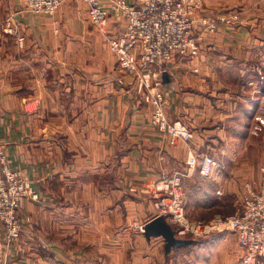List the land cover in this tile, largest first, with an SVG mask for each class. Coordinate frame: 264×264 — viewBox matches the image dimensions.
I'll return each mask as SVG.
<instances>
[{
	"label": "crops",
	"instance_id": "crops-1",
	"mask_svg": "<svg viewBox=\"0 0 264 264\" xmlns=\"http://www.w3.org/2000/svg\"><path fill=\"white\" fill-rule=\"evenodd\" d=\"M100 1L105 31L81 0L53 17L29 11L26 0H0V142L37 193L21 206L32 219L27 245L9 244L4 258L0 245V264H172L193 243L169 249L162 236L126 229L155 218L158 181L184 170L191 153L214 156L216 175L195 172L183 184L187 218L213 219L233 212L250 178L241 155L247 137L264 135V79L254 69L264 61V0H200V17L233 11L240 21L214 33L199 22V56L161 68L166 116L193 133L176 145L153 125L135 82L118 83L109 39L125 21L115 0Z\"/></svg>",
	"mask_w": 264,
	"mask_h": 264
},
{
	"label": "built area",
	"instance_id": "built-area-1",
	"mask_svg": "<svg viewBox=\"0 0 264 264\" xmlns=\"http://www.w3.org/2000/svg\"><path fill=\"white\" fill-rule=\"evenodd\" d=\"M72 0H26L29 11L53 17L60 7ZM87 7L91 21L105 31L108 11L100 0H81ZM200 0H115L112 9L124 19L125 27L109 39L124 85L129 78L137 85L142 101L154 108L152 123L169 136L170 143L189 142L193 138L190 127L181 120L170 121L166 116V96L161 79V68L177 59H194L199 56L203 33L217 32L221 25L231 26L240 21L238 12L221 14L217 18L200 17ZM24 47V38L17 37ZM260 78L263 80L264 75ZM212 155L191 153L185 169L163 177L152 188L155 217L163 216L168 223L179 227L178 234L188 232L201 237L223 232L235 233L244 250L242 264H264V167L259 185L245 188L240 208L231 215H218L209 222H190L186 215L184 179L195 172L211 178L219 168ZM32 183L22 171L12 168L0 142V223L4 226L9 243L23 234L20 217L22 201L36 199ZM140 232L145 224L133 225Z\"/></svg>",
	"mask_w": 264,
	"mask_h": 264
},
{
	"label": "rangeland",
	"instance_id": "rangeland-1",
	"mask_svg": "<svg viewBox=\"0 0 264 264\" xmlns=\"http://www.w3.org/2000/svg\"><path fill=\"white\" fill-rule=\"evenodd\" d=\"M230 12H225L223 14L225 15ZM238 13L240 14V12ZM18 47L19 49H23L19 46V44H18ZM232 61L233 60H231L230 62L232 63ZM254 69L256 70V73L259 76L261 74L264 75V61L257 62V64L254 65ZM233 84L234 82L228 81L226 83V87L228 86L229 88H232ZM244 142H245L244 145L248 146V149L246 153L244 151V154H242L241 157L244 158L246 162L248 163L250 162L249 165L251 167L248 168V167L243 166L245 170H241V171L244 172V174L246 175L250 174V178L246 180V182L242 186L243 193L240 196V198L236 200V203H235L236 208L232 210L233 212L230 211L231 213L226 214V215H231L240 208L241 200H242L245 188L248 185H254V186L258 185L257 183H259L260 178H261V168L264 167V135L259 134L256 136H252L251 138L247 137ZM240 164H244V163H240ZM220 167L217 169L216 173H218V170L220 169ZM241 168H242V165L239 167V169ZM222 170L223 169H221V171ZM228 172L233 173L234 170H231ZM19 214L24 223L23 224V234L21 238L14 243H9L5 237V233L2 234V243H0V245L2 246V251H1L2 258H4V256L6 255L9 256V251H8L9 249L7 250V247L9 244L16 245L17 243H20V245L25 246L28 243L27 239L24 238V235L28 229V225L31 224L32 219L31 217H25L24 215H22V209H20ZM211 218L209 219L189 218L188 220L194 223L192 220H209L210 221ZM137 222L138 221L136 220H131L126 229L134 230L135 228L133 227V225L138 224ZM172 229L175 231L176 237H178L179 239L184 238L188 242H191L194 244V245L192 244L191 246L185 247L177 251L176 254L173 256L175 261H173L172 264L173 263L174 264H242L244 250L240 247L238 243V238L235 233L223 232V233H216V234L197 237V236H194L193 233L188 232V234H186L185 236H181L178 234L179 227L172 225ZM135 230L138 231L137 229ZM140 233H143V232H140ZM132 234L137 235L134 232H132ZM130 243L136 244V237H132V240ZM124 255L127 256L128 254L125 253ZM121 263L126 264L125 261L124 262L121 261ZM166 264H168L167 261H166Z\"/></svg>",
	"mask_w": 264,
	"mask_h": 264
},
{
	"label": "water",
	"instance_id": "water-1",
	"mask_svg": "<svg viewBox=\"0 0 264 264\" xmlns=\"http://www.w3.org/2000/svg\"><path fill=\"white\" fill-rule=\"evenodd\" d=\"M144 233L148 236H162L166 240L167 247L169 249L174 247H183L184 245L191 243L176 237L175 231L163 216L155 217L148 224H146Z\"/></svg>",
	"mask_w": 264,
	"mask_h": 264
}]
</instances>
